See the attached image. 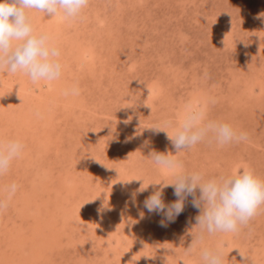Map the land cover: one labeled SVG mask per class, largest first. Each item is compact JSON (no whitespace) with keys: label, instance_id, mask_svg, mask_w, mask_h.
I'll return each instance as SVG.
<instances>
[{"label":"rangeland","instance_id":"obj_1","mask_svg":"<svg viewBox=\"0 0 264 264\" xmlns=\"http://www.w3.org/2000/svg\"><path fill=\"white\" fill-rule=\"evenodd\" d=\"M26 12L62 68L35 83L0 68V147L23 145L0 175V264H204L205 247L222 264H264V205L240 231L193 242L191 196L161 226L144 207L153 186L137 191L172 182L152 150L205 179L250 167L264 180V0H89L71 21ZM187 105L247 139L221 146L209 133L176 152L165 121L178 125Z\"/></svg>","mask_w":264,"mask_h":264},{"label":"clouds","instance_id":"obj_2","mask_svg":"<svg viewBox=\"0 0 264 264\" xmlns=\"http://www.w3.org/2000/svg\"><path fill=\"white\" fill-rule=\"evenodd\" d=\"M88 3L89 0H0V68H6L11 73L23 72L33 83L59 79L62 68L58 59L60 51L51 43L47 33L34 30L26 10L35 9L51 17L59 14L71 21L80 16ZM73 93L78 94V90L73 89ZM204 116L202 109L187 105L178 125L171 120L165 121V125L173 129L172 135L160 126L146 129L166 132L176 152L191 149L209 133L221 146L247 139L246 133L237 134L228 123H203ZM149 143L145 141L144 146ZM22 149L23 145L18 140H9L0 147V175L8 171L11 162L21 154ZM149 158L171 175L172 182L161 181L163 183H149L140 187L138 192L146 191L149 185L154 189L144 200V207L149 213L162 214L161 226H166L165 220L174 222L183 212L186 199L191 196L192 205L200 210L196 217L198 230L192 235L193 242L202 241L205 232L211 235L240 231L241 226H246L260 206L264 205V180L258 178L250 167L205 179L201 172L186 170L183 162L174 158V155L152 150ZM157 184H160L159 188L155 187ZM168 186L173 187L177 197L170 204L163 200V189ZM16 189L17 185L11 184L9 194H14ZM6 206V202L0 200V211ZM193 248L194 244H191L186 252L191 253ZM200 257L204 264H222L219 247L200 249Z\"/></svg>","mask_w":264,"mask_h":264},{"label":"bare ground","instance_id":"obj_3","mask_svg":"<svg viewBox=\"0 0 264 264\" xmlns=\"http://www.w3.org/2000/svg\"><path fill=\"white\" fill-rule=\"evenodd\" d=\"M7 96V95H6ZM9 139V138H8ZM25 162V161H24ZM50 165V164H49ZM76 201V200H75ZM59 213V212H58ZM21 239V238H20ZM11 246H12V244H11ZM13 247V246H12ZM53 247V246H52ZM46 252V251H45ZM9 254V253H8ZM11 254V253H10ZM12 257H14V256H12ZM11 259V258H10ZM19 259V258H18ZM26 259V258H25ZM40 259V258H39ZM17 260V259H16ZM14 261V260H13ZM24 261V260H23ZM22 261V262H23ZM26 261V260H25ZM6 262V261H5ZM28 263V262H27ZM17 264V263H16ZM29 264V263H28ZM34 264V263H33Z\"/></svg>","mask_w":264,"mask_h":264}]
</instances>
